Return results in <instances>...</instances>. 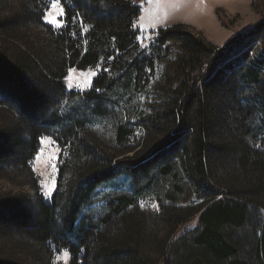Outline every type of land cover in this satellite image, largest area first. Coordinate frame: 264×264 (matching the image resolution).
<instances>
[{
	"label": "trees",
	"instance_id": "16d2710c",
	"mask_svg": "<svg viewBox=\"0 0 264 264\" xmlns=\"http://www.w3.org/2000/svg\"><path fill=\"white\" fill-rule=\"evenodd\" d=\"M59 1L62 28L51 0H0V36L25 43L0 47V177L33 192L0 197V264H264V19L221 49L181 24L143 48L132 0ZM32 25L46 48L20 37ZM99 68L68 90L71 69Z\"/></svg>",
	"mask_w": 264,
	"mask_h": 264
},
{
	"label": "rangeland",
	"instance_id": "374dc122",
	"mask_svg": "<svg viewBox=\"0 0 264 264\" xmlns=\"http://www.w3.org/2000/svg\"><path fill=\"white\" fill-rule=\"evenodd\" d=\"M141 6V16L136 22V28L140 31L139 42L143 48H147L154 41V32L161 28L173 25H184L196 36L203 37L208 43L224 48L229 41L238 34H244L253 30L264 19V0H132ZM52 6L46 15L45 22L55 28H62L61 19L64 9L59 0H51ZM16 4L7 7L13 9ZM6 10V8H2ZM223 22V23H222ZM20 37L25 38L31 49L44 47L43 30L37 26H29L20 32ZM46 37V35H45ZM24 42L13 43L10 37L0 36V47L13 50L15 56L21 54ZM32 52V51H30ZM101 72V68L81 72L75 69L69 71L66 83L69 91H88L92 87L94 78ZM60 150L55 141L49 137L41 139L40 151L33 163V170L40 178L43 194L46 199H51L55 190L58 174V160ZM27 193L33 195L27 180L22 175L0 177V197H11ZM147 205V203H145ZM198 216L181 228L178 234L191 230L198 225ZM177 234V235H178ZM3 250L11 249V242L0 241ZM14 245V244H13ZM17 247L20 254L31 260L24 254L27 246ZM16 247V246H15ZM12 251V250H11ZM35 259V258H34ZM34 259H32L34 261ZM70 256L63 254L55 259V264H68ZM36 263V260L34 261Z\"/></svg>",
	"mask_w": 264,
	"mask_h": 264
},
{
	"label": "bare ground",
	"instance_id": "6f19581e",
	"mask_svg": "<svg viewBox=\"0 0 264 264\" xmlns=\"http://www.w3.org/2000/svg\"><path fill=\"white\" fill-rule=\"evenodd\" d=\"M41 30V29H40ZM233 101V100H232ZM27 195V194H26Z\"/></svg>",
	"mask_w": 264,
	"mask_h": 264
}]
</instances>
